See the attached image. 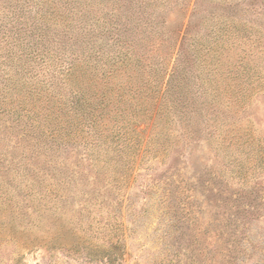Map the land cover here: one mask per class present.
I'll list each match as a JSON object with an SVG mask.
<instances>
[{
  "label": "rangeland",
  "instance_id": "obj_1",
  "mask_svg": "<svg viewBox=\"0 0 264 264\" xmlns=\"http://www.w3.org/2000/svg\"><path fill=\"white\" fill-rule=\"evenodd\" d=\"M37 3L0 0V22ZM44 4L52 54L130 50L140 111L91 128L66 89L39 112L0 96V264H264V0Z\"/></svg>",
  "mask_w": 264,
  "mask_h": 264
},
{
  "label": "trees",
  "instance_id": "obj_2",
  "mask_svg": "<svg viewBox=\"0 0 264 264\" xmlns=\"http://www.w3.org/2000/svg\"><path fill=\"white\" fill-rule=\"evenodd\" d=\"M44 5V0H38L36 4L37 11L34 18H37V24L32 23L22 27H16L15 24L12 27L11 24L10 29L7 28L9 24L3 25V22H0V43H5L4 49H9L7 56L16 55L12 62L0 60V76L5 79V85L0 88V96L5 99L14 98L12 101L25 109L29 103L24 101L22 93L31 94L32 100L37 98L32 104L38 111V103L42 102L43 98L51 96V87L56 86L52 90L57 89L58 92L66 89L72 94L71 101L67 104V113L72 114L74 110V113L79 116L80 124L91 128L99 127L101 120L107 116L114 117L124 112L121 105L130 104V107L137 110V104H131L136 99L137 91L132 94V80L129 78L126 82L117 80L120 73L128 74L133 67L130 50L120 49L107 58H103L100 50L90 48L88 44L79 52L73 50L69 52L57 45L59 54H52L53 52L48 48L38 46L45 37L42 35L43 26H48L52 19V14L44 8ZM20 17L12 13L10 20L20 19ZM109 25L110 28L114 27L112 24ZM84 39H86L85 36ZM0 55L3 54L0 53ZM13 62L15 70L10 66ZM4 66L6 68L1 71ZM79 76L81 81H77ZM75 82H77V88ZM108 82H111V85L104 89L108 90L104 93L100 89L101 85ZM87 94L90 96L87 97ZM46 115L49 116V114ZM137 124L136 122L135 125Z\"/></svg>",
  "mask_w": 264,
  "mask_h": 264
}]
</instances>
